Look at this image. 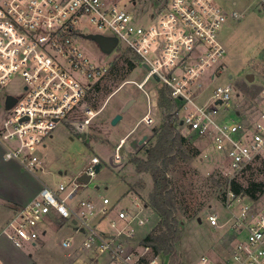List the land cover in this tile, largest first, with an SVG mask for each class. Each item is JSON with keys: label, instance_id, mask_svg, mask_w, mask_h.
Returning a JSON list of instances; mask_svg holds the SVG:
<instances>
[{"label": "built area", "instance_id": "built-area-1", "mask_svg": "<svg viewBox=\"0 0 264 264\" xmlns=\"http://www.w3.org/2000/svg\"><path fill=\"white\" fill-rule=\"evenodd\" d=\"M84 16L98 27L110 29L103 35L116 37L119 51H130L143 67L146 65L140 81H124L145 94L147 112L138 123L152 125L159 111L157 91L149 84L157 76L176 104L177 124L186 125L228 158L229 179L264 160V107L252 118L241 116L235 107L237 117H231L230 84L214 87L205 101L198 99L201 76L215 77L210 69L225 51L216 37L224 13L211 0H160L149 14L152 23L147 25L138 23L126 8L102 0H0V88L13 75L22 80L19 95L7 94L15 97L14 104L6 109L4 100L7 116L0 122V143L5 160H16L31 173L42 170L35 153L37 145L52 135L59 121L77 111L75 105L86 99L96 83L120 67L117 57L110 65L94 63L75 45L76 23ZM79 76L88 78L87 85ZM260 95L264 99V88ZM181 109L185 110L183 116ZM85 113L88 116L75 124L78 133L95 112L87 108ZM180 132L186 135L183 129ZM119 147L115 159L120 157ZM99 163L92 155L68 184L42 183L38 193L0 225V237L17 247L27 242L34 245L46 233L39 225L56 216L68 219L81 235L73 257L83 258L79 264H165L142 242L147 234L139 231L147 221L144 204L135 202L134 208L116 212L107 197H102L100 206L90 198H77L80 187L86 184L76 177H94ZM262 196L253 199L235 194L228 184L221 199L229 214L234 243L229 245L225 259L202 255L196 264H264ZM112 212L116 218L109 217ZM105 220L108 225L99 228ZM207 220L210 225H219L216 212L209 213ZM61 244L72 248V237L64 238Z\"/></svg>", "mask_w": 264, "mask_h": 264}, {"label": "rangeland", "instance_id": "rangeland-1", "mask_svg": "<svg viewBox=\"0 0 264 264\" xmlns=\"http://www.w3.org/2000/svg\"><path fill=\"white\" fill-rule=\"evenodd\" d=\"M102 1L107 5L114 3L126 8L138 18V23L147 25L152 23L149 14L153 12L160 0ZM211 1L224 13L223 21L216 28V37L225 51L210 69V72L214 71L215 77L211 79L206 74L201 76L199 81L202 86L198 91L202 92L198 98L199 102L207 100L214 87L230 84L233 89L229 103L230 116L237 117L236 107L241 116L255 117L264 107V99L260 95L264 88L262 0ZM167 9L168 7L165 8ZM233 11L237 12L236 16L232 14ZM76 30L78 35L73 38V42L88 59L94 63L110 65L117 57L120 60V67L118 70H112L113 72L100 82L98 88L91 89L86 99L80 100L75 105L77 111L59 121L52 135L44 137L41 144L37 145L35 153L42 162V170L31 173L21 167L17 177L24 184L28 183L29 188H37L42 183L55 186L58 181L68 184L91 156L96 155L100 160V167L96 175L85 186L80 187L78 195L82 198H92L97 206L102 204V197H107L109 206H113L116 212L122 208L132 209L135 202L145 204L152 179L149 174L137 173L128 157L133 154L144 155V148L154 140V128H159L162 115L157 113L155 123L151 126L140 124L124 142V151L119 159H115L116 142L130 128H133L146 111L145 94L134 84L124 83V81L125 79L141 80L145 68L139 63L138 57L130 51H119L117 46L107 53L100 49L96 41L83 36L89 33L109 34L110 29L107 27H98L84 16L78 19ZM122 59L127 60L124 62ZM128 59L133 61V65H130ZM79 78L87 85L88 78L83 76ZM92 80L94 81L95 78ZM149 83L158 87L163 86L153 79ZM21 91L22 80L19 75H13L2 85L0 122L7 116L4 110L5 96L19 95ZM130 99H133V103L122 112V117L112 124L113 114L117 111L121 112L124 103ZM87 108L95 113L91 116L87 127L83 128V132L78 133L75 124L88 116L85 113ZM180 114L185 115V110L181 109ZM105 121L107 124L104 126ZM176 126L186 132V135H183L189 140L188 148L193 156L188 159H178L171 173L173 187L180 200L178 217L182 220V234L177 243L176 257L170 259L167 256H160L165 264H196L202 255H208L214 259H225L229 254V245L234 243L233 232L229 229L227 222L229 214L224 209L221 199V192L229 184L228 180L227 183L224 182V177L229 179L227 174L230 169L229 160L222 152L215 149L212 143L192 133L186 125L180 126L176 123ZM82 133L86 134L84 139L81 137ZM90 133L97 137L90 138ZM143 135H146V138L139 144ZM194 149L197 150L196 153ZM3 151L4 149L0 147V163H5L1 158ZM261 168L260 161L255 162L237 175L238 182L246 186L249 180L262 181L264 175ZM0 174H2L1 165ZM215 179H218L221 184L216 183ZM7 181L5 177L3 180L0 176V224L5 222L6 212H8L5 190L1 188L8 187L2 185ZM262 195L264 199V194ZM183 207L191 209L183 214ZM234 208L237 209L238 206L235 205ZM211 212L217 213L219 225L209 224L207 215ZM143 215L147 217V221L144 226L139 227L140 234L148 233L158 220V215L148 206L144 208ZM109 217L116 218V213L112 212ZM107 225L105 220L98 226L102 228ZM38 228H44L46 233L40 235L34 245L27 242L17 247L5 237H0V263L5 264L4 259L10 260L13 264L80 263L83 259L81 256L74 260L73 257L76 256L75 248L79 245L81 235L74 231L75 227H72L68 219H56V216H51ZM70 236L73 239V247H63L61 241ZM68 253L70 255H67Z\"/></svg>", "mask_w": 264, "mask_h": 264}, {"label": "trees", "instance_id": "trees-1", "mask_svg": "<svg viewBox=\"0 0 264 264\" xmlns=\"http://www.w3.org/2000/svg\"><path fill=\"white\" fill-rule=\"evenodd\" d=\"M128 61L130 65H133L131 59ZM94 87L98 88L99 83H96ZM157 103L162 121L158 129L154 128L153 142L144 148L143 156L133 154L128 158L134 164L137 173L149 174L152 179L145 205L158 215V220L142 242L151 248L153 255L159 254L173 259L176 257L177 243L182 234V220L178 217L180 200L173 187L171 173L178 159H188L193 154L188 148V138L176 126V104L169 97L165 87L160 88ZM196 151L194 149V153ZM260 163L264 175V160H261ZM227 180L231 191L235 194H242L253 199L264 194V179L262 181L249 180L246 186L238 182L237 176L231 179L224 177L225 183L228 182ZM215 182L220 183L218 179H215ZM222 195H224V191L221 192ZM190 209L183 207L182 213L186 214Z\"/></svg>", "mask_w": 264, "mask_h": 264}, {"label": "crops", "instance_id": "crops-1", "mask_svg": "<svg viewBox=\"0 0 264 264\" xmlns=\"http://www.w3.org/2000/svg\"><path fill=\"white\" fill-rule=\"evenodd\" d=\"M261 9L263 10V12H264V0H262V7H261ZM143 67V66H142ZM144 68H145V66H144ZM145 74V73H144ZM144 76V75H143ZM230 77V76H229ZM143 78V77H142ZM156 82L158 81V80H156V79H154ZM140 81V80H139ZM150 84V86L153 88V90L154 91H157V98H156V103L158 102V96H159V90H160V88H162V87H158V86H156V85H153L152 83H149ZM147 101V100H146ZM126 103V102H125ZM124 103V104H125ZM120 112V111H119ZM118 111L117 112H115V113H119ZM147 112V102H146V111L144 112V114ZM114 113V114H115ZM158 113H160V109H159V111H158ZM114 114H113V116H114ZM122 114V113H121ZM143 114V115H144ZM142 115V116H143ZM157 115V113L155 114V116H154V121H153V123H155V118L157 117L156 116ZM141 116V117H142ZM121 117H122V115H121ZM140 117V118H141ZM139 118V119H140ZM139 121V120H138ZM138 121L136 122V124L133 126V128H130L123 136H121L120 138H119V140H118V142H116V144H115V148L118 146V145H120V147H119V153H120V155L123 153V151H124V146H123V144H124V142L126 141V139L129 137V135L131 134V133H133L135 130H136V128L137 127H139V125L140 124H142V123H138ZM107 121H105L104 123H103V125L105 126L107 123H106ZM153 125V124H152ZM151 126V125H150ZM160 126V125H159ZM178 128V127H177ZM143 136H146V135H143ZM142 136V137H143ZM141 140V139H140ZM139 140V141H140ZM123 141V142H122ZM139 144H140V142H139ZM0 147L1 148H3V146H2V144L0 143ZM4 149V148H3ZM122 150V151H121ZM121 151V152H120ZM3 153H4V151H3ZM2 158V160L3 161H5V163L3 162V163H0V165H1V172H2V174H0V176H1V178L4 180V177H5V179H7L8 181H7V183L6 184H4V183H2V185H6V186H8L7 188L6 187H1L2 189L4 188V190H5V194H6V198H7V200H6V202H7V204H6V208H7V211L8 212H6L7 213V216H6V219L4 220V221H7L10 217H11V215H12V212H13V210H15V209H17L19 206H20V204H25V203H27L33 196H35L37 193H38V191L40 190V188H41V185H39L37 188H33V187H28V183L27 184H24V182L23 181H19V179H18V177H17V174H19V171H20V169H21V167H23L22 165H21V163H19L18 161H16V160H4V158L3 157H1ZM24 168V167H23ZM25 169V168H24ZM26 170V169H25ZM61 173V172H60ZM18 181V182H17ZM80 192V191H79ZM79 192H78V194H79ZM78 197H80L79 195H77V198ZM80 198H82V197H80ZM92 199V198H91ZM93 200V199H92ZM145 205V204H144ZM146 206V205H145ZM147 207V206H146ZM5 222H3V223H1L0 225H2V224H4ZM4 261V263L5 264H13L10 260H6V259H4L3 260Z\"/></svg>", "mask_w": 264, "mask_h": 264}, {"label": "water", "instance_id": "water-1", "mask_svg": "<svg viewBox=\"0 0 264 264\" xmlns=\"http://www.w3.org/2000/svg\"><path fill=\"white\" fill-rule=\"evenodd\" d=\"M87 38H91L94 41H96L100 47L101 50H103L104 52H111L112 49L115 47L116 43H117V39L114 36H107V35H103V34H99V33H89L86 35H83ZM146 67V65H144ZM154 78L156 80H158L157 76H154ZM15 97L11 96V95H7L5 98V108L8 109L10 108L14 102H15ZM133 103V99L128 100L122 107L121 112L116 113L112 119H111V123L114 124L116 123L120 118H121V113L126 111V109H128V107ZM245 122V121H244ZM81 137L84 139L86 137V134L82 133ZM90 138H96L97 135H94L92 133L89 134ZM146 136H143L141 138V140L139 141L140 143H142L145 140ZM122 151V150H121ZM120 151V152H121ZM100 167V163L95 165V172L97 173L98 169ZM77 180L81 183L87 184L90 180L91 177L89 175L86 174H80L77 177Z\"/></svg>", "mask_w": 264, "mask_h": 264}]
</instances>
